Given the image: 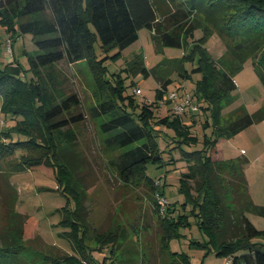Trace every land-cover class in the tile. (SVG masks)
Returning <instances> with one entry per match:
<instances>
[{
  "label": "trees",
  "instance_id": "obj_1",
  "mask_svg": "<svg viewBox=\"0 0 264 264\" xmlns=\"http://www.w3.org/2000/svg\"><path fill=\"white\" fill-rule=\"evenodd\" d=\"M161 5L158 0H0V26L7 31L11 45L17 34L32 35L36 51L29 57V62L38 77L35 81H23L17 61L3 66L0 64V114L21 116L20 124L25 128L23 130L16 125L2 132L8 142L0 144V156L13 154L18 149H42L33 161L26 158L27 155H21L20 160L11 166L12 170L21 171L35 164H45L53 169L61 193L67 199H73V209L69 205L60 209L63 217L59 225L65 229L63 236L71 241L77 256H48L45 261L92 264L93 249L86 244L85 227L78 219L81 196L73 173L66 164L69 159L60 156L56 144V134L82 120V114L74 115L72 112L79 106L80 99L72 93L54 103L49 89L41 81L42 68L66 59L70 63L86 60L96 83L110 92V98L100 101L91 111L97 117H107L101 124L105 135L103 143L107 149L122 150L117 155L118 171L125 179L148 182L153 190L165 196L164 187L160 188L147 175V168L149 165L161 167L164 154H170L173 149L169 143L161 149L155 126L165 125L174 130L172 142L176 144L175 148H180L181 158L186 161L188 170L182 173L179 182L180 193L184 196V211L176 214L175 204H169L160 220L163 232L160 243L163 251H167L172 258L170 264H179L177 259L182 264H191L186 255L170 249V241L179 237L182 227L189 225L191 213L216 253L231 257L230 264H264V244L255 240L264 235V230L256 228L246 215L253 212L264 216V206L255 203L248 192L244 172L247 160H215L211 155L221 138L232 137L253 123L264 120V106L250 114L243 104L231 110L227 117L221 116V109L236 99L233 94L237 89L234 76L247 60H251L260 81L264 83V0H186L183 5L178 3L173 12H163L164 23L157 16L161 13ZM195 12L206 22L204 26L200 25V21L191 19ZM169 21L171 28L166 29V22ZM142 27H148L153 32L154 42L158 44L191 46L185 59L194 63L196 58L199 60L191 72L202 76L196 84V100L200 104L196 112L188 115L195 117L200 109L209 111L213 126L212 137L205 135L201 149L186 151L182 148L185 143H196L198 138L181 117L171 113L173 120L169 116L157 118L154 110L147 105L135 117L134 112H127L115 98L126 99L120 79L115 85L105 79L107 68L104 63L110 57L99 58L94 42L99 40L103 49L117 47L119 51L112 56L116 58L121 50L139 38L138 31ZM196 29H201L203 35L189 43L187 38L193 36ZM214 31L226 43V51L219 60L206 47ZM135 64L137 70L148 74L139 58ZM182 76L190 77V74L185 71ZM169 83H162L161 88H166ZM161 88L157 91L158 98L163 94ZM129 105L136 109L132 100ZM206 118L205 128L211 125L207 112ZM30 128L41 131V141L30 136V131H26ZM15 135L26 137L23 140L14 139ZM217 180L231 186L243 205L237 206L233 199L229 200L219 193ZM192 181H196L194 190L197 196L191 193ZM230 201L234 204L232 207L228 203ZM187 205L192 207L189 213L186 212ZM12 218V237L0 243V264H26L25 258L20 256L25 252L21 229L24 217L13 213ZM227 231L235 235L228 238ZM95 238V250L98 252L110 248L113 253L119 246L118 231L97 233ZM106 258L100 264H108ZM35 261L34 255L30 257V263Z\"/></svg>",
  "mask_w": 264,
  "mask_h": 264
},
{
  "label": "rangeland",
  "instance_id": "obj_2",
  "mask_svg": "<svg viewBox=\"0 0 264 264\" xmlns=\"http://www.w3.org/2000/svg\"><path fill=\"white\" fill-rule=\"evenodd\" d=\"M185 1L158 0V3L162 4L161 13L157 15L160 21L164 23L163 12L169 14L176 10L178 3L183 5ZM154 4L157 7L156 3ZM191 19H194L195 22L200 21L201 26L206 24L197 12L192 15ZM165 27L166 29L171 28L170 21L166 22ZM138 34L139 38L121 50L120 55L116 58H112V56L119 51L117 47L103 49L99 40L94 42V50L99 58L110 57L104 63L107 68L105 79L112 85H115L120 79L124 88L122 93L126 99L121 101L118 96L115 98L118 104H123V109L127 112H134L135 117L141 108L147 105L154 110L157 118L169 116L170 120H173L168 93L179 89L180 95L186 91L196 97V84L202 76L197 72H191V69L196 66L199 60L196 58V63H194L185 59L191 46L175 47L154 42L153 32L148 27L140 28ZM202 35L203 31L196 29L194 35L189 36L187 41L191 43L193 39L200 38ZM8 38L7 31L0 26V64L8 65L14 63L15 60L18 62L19 75L23 81L37 80L38 77L31 69L29 62V57L36 51L32 35H15L11 50L7 46ZM184 43H186L185 39ZM206 47L217 60L226 51V43L215 31L206 43ZM138 58L148 70L147 75L137 70L135 61ZM185 71L190 74V77L182 76ZM234 78L237 89L233 94L236 99L221 109V116L227 117L232 109L241 104L247 106L246 108L251 112L260 110L264 106V83L260 81L250 59L245 62L243 68ZM41 81L49 89L54 103L72 93L77 94L80 99L79 106L73 108L72 112L74 115L82 114V120L69 125V128H64V131L59 135L56 134V144L59 146L60 156L63 159H69L66 164L73 173L76 189L81 196L78 219L82 227H85V242L90 249H93L92 264H100L105 256H107L108 264H170L172 258L167 251H163L160 243L163 233L160 220L169 204H175L176 214L178 211H184L182 209L184 196L180 193L179 182L182 173L188 170L186 161L181 158L180 148H175L176 144L172 142V137L175 135L174 130L165 125L155 126L158 130L157 139L161 149L166 148L168 143L170 147L173 146V149L170 154H164V163L161 167L149 165L147 168V175L155 180L160 188L164 187V196L160 191L153 190L148 182L125 179L118 171L119 159L117 155L122 150L107 149L104 146L105 135L102 132L101 124L107 120V117H97L91 111V108L100 101L109 99L110 92L105 86L96 83L86 60L70 63L64 59L42 68ZM165 82L166 84L170 83L166 88H163L165 93L162 94V97L158 98L157 91ZM135 88L139 89L141 93L136 94ZM130 100L134 102L135 110L130 107ZM1 102L2 98L0 97V106ZM206 112L211 125L205 128L203 124L207 119ZM206 112L200 109L195 117L188 114L184 116L183 123L190 126L192 134L198 138L194 144H183L184 150L201 149L205 135L212 137V116L209 111ZM1 120L6 124L2 125ZM21 120V116L0 114V144L8 142L4 140L5 137L2 134L4 130L16 125L25 130L20 124ZM26 131H30V136L41 141L39 137L41 131L37 128H30ZM25 137V135H15L14 139L23 140ZM219 142H222V150L226 159L249 158L248 163L244 165V171L250 186L252 200L257 204L264 205V122L252 125L232 137H223ZM241 149H245L246 153H242ZM41 152L42 149L39 148H25L18 149L13 154L1 155L0 182L3 183L5 180L6 172L4 170H10L11 166L20 160L21 155H27L26 158L33 161ZM219 154H221V147ZM50 168L44 164H35L31 166L29 172L19 173L16 176L21 181L30 179L28 181L34 185V189H30V192L18 193L16 191L18 185L14 187L8 182L2 184L4 189L0 193V243L6 236L7 219L12 218L13 215V213L11 215V206L14 213L22 211L20 209L22 208L29 216L36 232L49 245H52L53 251L45 248L44 243H39L38 240L29 243V246L35 250H32L34 256L40 258L36 259L37 264H84L83 261H45L47 256H53V258L65 254L77 256L74 246L68 238L63 236V228L59 225L63 213L58 209L66 205L72 208L73 199L71 197L67 199L61 193L53 169ZM195 184L196 181L190 182L193 187L191 193L197 196V192L194 190ZM216 184L219 193L227 196L229 200L233 199L232 201L237 206L243 205L239 203L240 196L235 195L231 186L226 185L223 180H217ZM158 195L168 199L169 203L165 208L160 203ZM20 199L24 202L19 208L17 202L21 201ZM228 203L231 207L234 205L231 201ZM14 207L17 210H14ZM189 211H192V207L187 205L186 212L189 213ZM246 215L257 228L264 230V216L253 212H248ZM9 229L7 228V231ZM108 231L119 232V246L113 253L110 252V248L96 251L97 242L96 238L94 240V236L97 233L102 234ZM179 233V237L170 241V249L186 255L191 264H227L228 256L216 253L214 246L208 242V237L199 230L192 213L189 217V225L182 227ZM234 235L231 231H227L228 238ZM258 239L264 243V235ZM24 248L30 255V249L26 242ZM50 253L52 254L50 255ZM177 261L182 264L179 259Z\"/></svg>",
  "mask_w": 264,
  "mask_h": 264
},
{
  "label": "crops",
  "instance_id": "obj_3",
  "mask_svg": "<svg viewBox=\"0 0 264 264\" xmlns=\"http://www.w3.org/2000/svg\"><path fill=\"white\" fill-rule=\"evenodd\" d=\"M234 81H235V78H234ZM235 83H236V81H235ZM237 85V84H236ZM239 106V105H238ZM247 107V106H246ZM236 108V107H235ZM233 110V109H232ZM247 110H248V108H247ZM259 111V110H258ZM248 112L250 113V114H252V113H256L257 111H254V112H251V111H249L248 110ZM262 122H264V120L263 121H260V122H258V123H262ZM257 122H255V123H253L252 125H255V124H258ZM252 125H250V126H248L247 128H249V127H251ZM247 128H245V129H247ZM244 129V130H245ZM243 131V130H242ZM241 131V132H242ZM220 147H221V154H219V152H220ZM242 151V153H246V151H245V149H241ZM211 155H212V157L214 158V157H216V159L215 160H225L226 158L224 157V152H223V150H222V142L220 143V142H218L217 144H216V146L213 148V150H212V152H211ZM217 156H219V157H217ZM243 159H245V160H247V163H248V161H249V158L247 159V158H243ZM44 166H46V167H49V166H47V165H45L44 164ZM39 167V166H38ZM30 166L29 167H27L26 169H23V170H21V171H13L12 170V167L10 168V170H8V169H5L4 171L6 172V177H5V180H4V182L3 183H1L0 182V193H1V191H3V189H4V187L2 186V184H5V183H9L10 185H12L13 184V186L15 187L16 185H18L17 186V188H16V191L18 192V193H20V192H24L25 191V193H27V192H30V189H34V185L32 184V183H30L29 181H30V179H27V180H23V181H26V182H23V181H21V180H19V179H17L16 178V176L17 175H19V173H24V172H29L30 171ZM51 169V168H50ZM245 172V171H244ZM246 179H247V177H246ZM14 180H15V182H14ZM29 180V181H28ZM248 181V180H247ZM2 187V188H1ZM250 186H249V184H248V188H249ZM6 190H9V189H7L6 188ZM249 192H250V188H249ZM9 193H10V191H9ZM250 195H251V192H250ZM252 197V196H251ZM21 201H18L17 202V205H18V207L20 208V205H22V203L24 202L22 199H20ZM8 203L10 204V206H11V203H10V201H8ZM7 203V207L9 206V204ZM264 206V205H263ZM62 208V207H61ZM60 208V209H61ZM22 211H18V213H20V215H23V217H24V221H23V223H22V225H21V229H22V239L27 243V245H28V247H29V249L30 250H33V251H35L34 249H32L33 247H31V246H29V243H33V242H35L36 240H38L39 241V243H44V246H45V248H47V249H49V250H52V248H51V246L52 245H49L44 239H43V237L42 236H40L37 232H36V229H35V227H34V225L32 224V222H31V220L29 219V216L24 212V210L22 209V208H20ZM60 209H58V210H60ZM11 210H13L12 209V206H11ZM14 210H17L16 209V207H14ZM12 213H14V211H12ZM18 213H16V214H18ZM13 218H10V219H7V225L6 226H8L7 228H10L8 231H7V228L5 229V233H6V236H5V238H4V240L1 242V244L3 243V242H5V241H7V239H11V237H12V231H13V229H12V226H11V224H12V221H14V220H12ZM252 222V221H251ZM255 225V224H254ZM256 226V225H255ZM257 228V227H256ZM259 229V228H258ZM65 229H63V231H64ZM262 230V229H261ZM2 240V239H1ZM256 241H258V242H261V243H263L260 239H255ZM264 244V243H263ZM59 248V247H58ZM64 249V248H63ZM62 249V250H63ZM61 250V251H62ZM27 251L28 250H25V252L23 251L22 253H21V255L20 256H22L23 258H25V260H26V264H37L36 263V261L35 262H32V263H30V257H32L33 255H34V253L33 252H31L30 251V255H28V253H27ZM53 251V250H52ZM40 252H41V250H40ZM52 253H50V255H51ZM48 257V256H47ZM46 257V258H47ZM36 259H40L39 257H36Z\"/></svg>",
  "mask_w": 264,
  "mask_h": 264
},
{
  "label": "built area",
  "instance_id": "obj_4",
  "mask_svg": "<svg viewBox=\"0 0 264 264\" xmlns=\"http://www.w3.org/2000/svg\"><path fill=\"white\" fill-rule=\"evenodd\" d=\"M8 48L11 50V40L8 38ZM161 88V87H160ZM163 93H165L164 89L161 88ZM136 94H140L141 91L139 89L134 90ZM168 100L171 104V111L174 115H177L181 117L182 119L186 114H191L193 112H196L199 109V105L196 101V97H194L193 94L190 92L184 91L181 95L179 94V89L172 90L168 93ZM1 124L5 125L6 123L1 120ZM7 141V139H4ZM159 183V182H158ZM160 203L166 207V205L169 203L168 199H166L164 196L158 195ZM231 263V257H228L227 264Z\"/></svg>",
  "mask_w": 264,
  "mask_h": 264
}]
</instances>
